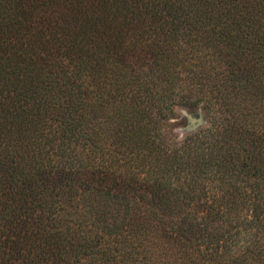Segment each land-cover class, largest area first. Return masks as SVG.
<instances>
[{
	"label": "trees",
	"instance_id": "obj_1",
	"mask_svg": "<svg viewBox=\"0 0 264 264\" xmlns=\"http://www.w3.org/2000/svg\"><path fill=\"white\" fill-rule=\"evenodd\" d=\"M166 257L264 264V0H0V264Z\"/></svg>",
	"mask_w": 264,
	"mask_h": 264
},
{
	"label": "rangeland",
	"instance_id": "obj_2",
	"mask_svg": "<svg viewBox=\"0 0 264 264\" xmlns=\"http://www.w3.org/2000/svg\"><path fill=\"white\" fill-rule=\"evenodd\" d=\"M184 76V75H182ZM186 86H190V84H186ZM194 102L189 105L184 106H176L175 107V114L171 117V121L166 125L162 126L160 129V135L162 142L157 140V143L162 147L161 150V157L160 159L165 156L167 153L173 149V147L179 145L183 142L187 137L195 136L200 134L204 129L209 127L212 123L211 120L213 119L216 122L217 117H224L225 114L221 113L222 111L217 109L209 108L204 105L203 100H198V98H192ZM235 109V108H234ZM239 106L233 110V113H227L230 115H234V118L237 117V121L242 120L241 113H238ZM237 136L231 138L232 145L236 146V149L240 150V146L246 145L244 140L238 139L235 140ZM227 145V144H226ZM224 145V147L226 146ZM225 149H221L220 154L224 153ZM213 155H217L216 153ZM196 253L194 252V257ZM158 254V258H159ZM169 264H194L193 261H189L186 263L185 261H176L172 257H166ZM195 259V258H194Z\"/></svg>",
	"mask_w": 264,
	"mask_h": 264
}]
</instances>
